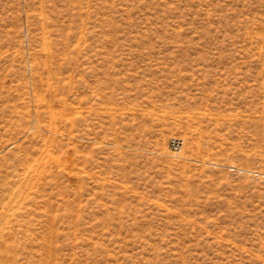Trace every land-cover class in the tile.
<instances>
[{"label": "rangeland", "instance_id": "rangeland-1", "mask_svg": "<svg viewBox=\"0 0 264 264\" xmlns=\"http://www.w3.org/2000/svg\"><path fill=\"white\" fill-rule=\"evenodd\" d=\"M0 264H264V0H0Z\"/></svg>", "mask_w": 264, "mask_h": 264}, {"label": "built area", "instance_id": "built-area-1", "mask_svg": "<svg viewBox=\"0 0 264 264\" xmlns=\"http://www.w3.org/2000/svg\"><path fill=\"white\" fill-rule=\"evenodd\" d=\"M173 143V146H174V148L176 147V145H175V143L174 142H172Z\"/></svg>", "mask_w": 264, "mask_h": 264}]
</instances>
